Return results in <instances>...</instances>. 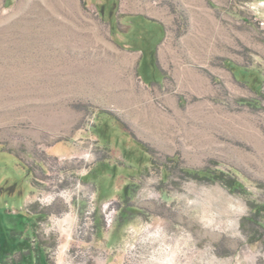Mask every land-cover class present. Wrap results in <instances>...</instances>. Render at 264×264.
Returning <instances> with one entry per match:
<instances>
[{
    "label": "rangeland",
    "instance_id": "1",
    "mask_svg": "<svg viewBox=\"0 0 264 264\" xmlns=\"http://www.w3.org/2000/svg\"><path fill=\"white\" fill-rule=\"evenodd\" d=\"M259 206L264 0H0V263L264 264Z\"/></svg>",
    "mask_w": 264,
    "mask_h": 264
},
{
    "label": "trees",
    "instance_id": "2",
    "mask_svg": "<svg viewBox=\"0 0 264 264\" xmlns=\"http://www.w3.org/2000/svg\"><path fill=\"white\" fill-rule=\"evenodd\" d=\"M145 153L146 151L143 150ZM151 161V159L149 158V162ZM102 164L98 165V167L96 168L95 171L93 172H90L89 175L92 176V179H96L100 176V169H101V166ZM166 175L168 176V170L167 168H163ZM97 172V174H96ZM184 176L188 177V178H192L194 180H205V181H209V182H218L220 183L221 185H223L224 187H226L228 190H230L231 192H240L242 193L243 192V189L242 187L239 185L238 181L233 177V176H230L228 174H225V173H222V172H211L209 170H203V171H193V170H182L181 172ZM131 186H127L125 189H124V194H123V198H122V203L125 204L123 205L122 209H119V215H118V219H119V224L121 223V225H124L125 224V220L127 219V217H125L124 215H128V214H131L132 213V209L133 207H130L128 206V199L130 197V193L132 192ZM261 213H264V207L263 206H259V207H253V212L251 213L253 216L252 218L250 219H246V221L250 224H254L256 225L257 227L259 228H262V226L260 224H258L256 221H254V219L257 217V216H260L262 215ZM33 214H36L37 213H33ZM39 215V214H38ZM40 217L37 219V222L40 221ZM35 229L37 227V225H34ZM35 233H36V230H35ZM37 241H38V245H39V251H41V249L44 251V256H45V259H46V264H48V260H47V252L44 250V247L41 246L39 244V240H38V237H37ZM41 254L39 252L38 255H35V263L36 264H39V262L41 261ZM14 259L16 260L17 262L20 261L22 259V254L19 256H15L13 258H4L2 263L0 264H9V262Z\"/></svg>",
    "mask_w": 264,
    "mask_h": 264
}]
</instances>
